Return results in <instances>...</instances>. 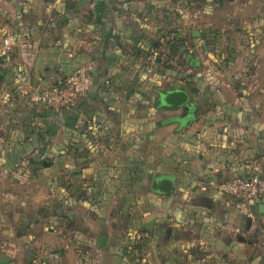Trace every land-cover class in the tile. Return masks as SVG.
I'll list each match as a JSON object with an SVG mask.
<instances>
[{
  "label": "crops",
  "instance_id": "1",
  "mask_svg": "<svg viewBox=\"0 0 264 264\" xmlns=\"http://www.w3.org/2000/svg\"><path fill=\"white\" fill-rule=\"evenodd\" d=\"M167 35L184 52L150 72ZM64 77L73 104L31 101ZM252 159L264 0H0V264H132L135 232L143 264H264V197L249 217L216 189Z\"/></svg>",
  "mask_w": 264,
  "mask_h": 264
},
{
  "label": "built area",
  "instance_id": "2",
  "mask_svg": "<svg viewBox=\"0 0 264 264\" xmlns=\"http://www.w3.org/2000/svg\"><path fill=\"white\" fill-rule=\"evenodd\" d=\"M171 51L166 41L160 47L153 49L148 56V70L150 72L156 66L157 61L168 62ZM79 85L75 80L68 81L64 86L35 93L31 101L36 105H58L72 104L77 98ZM250 172L247 177H239L217 185L216 189L220 194H227L237 200L239 211L249 217L253 216L251 204L264 197V161L252 159L245 161L242 165Z\"/></svg>",
  "mask_w": 264,
  "mask_h": 264
},
{
  "label": "trees",
  "instance_id": "3",
  "mask_svg": "<svg viewBox=\"0 0 264 264\" xmlns=\"http://www.w3.org/2000/svg\"><path fill=\"white\" fill-rule=\"evenodd\" d=\"M16 36L19 38L21 36V34H16ZM164 39H162L160 42L156 43L154 45V47L149 51L148 55H147V62H148V56L150 55V52L157 48L160 47L162 45V43L164 42V40H166L169 48H170V55L168 57V62H165L163 60H159L157 61L156 65H162L164 68L168 69L170 68V62L173 59V57L175 56V53H177L178 55H181L182 52V47L180 46V37L178 36H174L173 38H171L170 36L167 35V37H162ZM180 38V39H179ZM68 82V78L64 77V78H60L57 81L54 82L53 85H51L49 88L41 91V93L48 91V90H52L54 88H59L64 86L66 83ZM76 100V99H75ZM75 102V101H74ZM73 102V103H74ZM72 103V104H73ZM42 106H48V105H42ZM51 107V106H48ZM43 167V166H42ZM42 167H40L39 169H41ZM44 169V168H42ZM264 177V176H263ZM239 178V177H238ZM138 233H134V235H132V237H130L128 240V244L125 248L126 250V256L128 257V261L132 264H143V257L142 254H144L145 251L148 250V243H147V238H142L140 236L137 235ZM130 249L129 253L127 252Z\"/></svg>",
  "mask_w": 264,
  "mask_h": 264
},
{
  "label": "water",
  "instance_id": "4",
  "mask_svg": "<svg viewBox=\"0 0 264 264\" xmlns=\"http://www.w3.org/2000/svg\"><path fill=\"white\" fill-rule=\"evenodd\" d=\"M191 55L187 59H191ZM157 103L159 108L166 111H179L189 112L192 107V102L187 91L183 89H163L159 91ZM153 187L163 193L170 194L172 192V181L169 179H162L154 181ZM260 212H264V204L259 205Z\"/></svg>",
  "mask_w": 264,
  "mask_h": 264
},
{
  "label": "rangeland",
  "instance_id": "5",
  "mask_svg": "<svg viewBox=\"0 0 264 264\" xmlns=\"http://www.w3.org/2000/svg\"><path fill=\"white\" fill-rule=\"evenodd\" d=\"M69 105H71V104H69ZM51 106L54 107L53 105H51ZM58 106H65V104H58ZM55 107H57V105H55ZM133 185H135V183Z\"/></svg>",
  "mask_w": 264,
  "mask_h": 264
}]
</instances>
